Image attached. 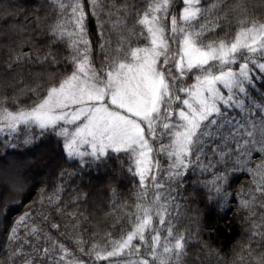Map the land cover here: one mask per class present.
<instances>
[{"label": "snow or ice", "instance_id": "obj_1", "mask_svg": "<svg viewBox=\"0 0 264 264\" xmlns=\"http://www.w3.org/2000/svg\"><path fill=\"white\" fill-rule=\"evenodd\" d=\"M0 134V264H264V0H0Z\"/></svg>", "mask_w": 264, "mask_h": 264}, {"label": "trees", "instance_id": "obj_2", "mask_svg": "<svg viewBox=\"0 0 264 264\" xmlns=\"http://www.w3.org/2000/svg\"><path fill=\"white\" fill-rule=\"evenodd\" d=\"M250 2L258 4V3H260V0H250ZM90 29H91V25H90ZM0 139H3V134H0ZM20 150H22V149H20ZM250 179H251L250 176H244V177L241 178V180L244 181V182H247ZM46 194H51V193L49 192V193H46ZM36 199H37V193L36 192H33L31 194V197L29 199H27V200H25L23 195H22L20 197V200L23 201V207H21L19 209H14L12 214H11V218H16V217L22 215L23 212L28 210V207L32 203V201H34ZM228 217H229L228 221H220V225H219V227L221 229V232H220L221 240L224 242L226 247L231 246L233 243H235V241L237 239H240L243 242V238L241 237V224H240V221L237 220V221L233 222L231 220V217H232V213L231 212L228 213ZM35 224L38 227L40 226L38 221H35ZM44 231L47 232V231H49V229L46 226H44ZM77 231L79 232L80 230L77 229ZM109 231H112V230L109 229ZM90 232H91V229H89L87 232H84L82 234V236L73 237L72 230L69 229L68 230V239L61 240L60 242L61 243H65L69 247V249H71L73 252H75L76 249L73 247V245L76 243L75 238H77V240L78 239H83V240L87 241L89 239ZM21 235H23V233H21ZM53 235L55 236V232H53ZM112 235L115 236L116 233L114 231H112ZM57 238L59 239V237H57ZM2 239L3 238L0 237V240H2ZM94 242L97 243V244H100V245H103L106 242V237L104 236L102 231L99 232V234L95 238ZM88 247H90V245L85 247L86 251L88 250Z\"/></svg>", "mask_w": 264, "mask_h": 264}, {"label": "rangeland", "instance_id": "obj_3", "mask_svg": "<svg viewBox=\"0 0 264 264\" xmlns=\"http://www.w3.org/2000/svg\"><path fill=\"white\" fill-rule=\"evenodd\" d=\"M75 240H77V238H75ZM69 259H71V257H69Z\"/></svg>", "mask_w": 264, "mask_h": 264}]
</instances>
